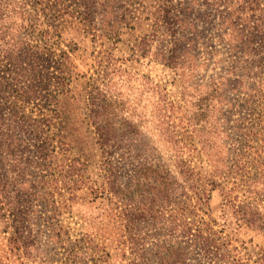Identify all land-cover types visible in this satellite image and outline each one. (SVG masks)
Masks as SVG:
<instances>
[{"label": "rangeland", "instance_id": "rangeland-1", "mask_svg": "<svg viewBox=\"0 0 264 264\" xmlns=\"http://www.w3.org/2000/svg\"><path fill=\"white\" fill-rule=\"evenodd\" d=\"M85 1L8 0L41 22L3 21L0 59L31 32L63 63L45 61L35 93L0 90L25 109L0 116V264H74L71 250L77 264H264V230L241 217L264 212V32L239 31L249 6L227 0L219 26L194 0L198 44L173 67L169 39H143L161 0H102L94 24Z\"/></svg>", "mask_w": 264, "mask_h": 264}, {"label": "trees", "instance_id": "trees-1", "mask_svg": "<svg viewBox=\"0 0 264 264\" xmlns=\"http://www.w3.org/2000/svg\"><path fill=\"white\" fill-rule=\"evenodd\" d=\"M101 1L102 0H93L89 2L88 0V4L85 1L84 4L80 5L84 6V10L82 11V13L90 15L89 18H91V21L89 22L91 24H94V19H92L93 15L91 14L100 12L102 9H105V5L101 4ZM243 1L247 6H249V10L251 12L247 17V22L239 23L241 26L239 28V31L243 33V35H245L246 31L250 30L253 31L248 32L246 35H252L255 32H264V24L260 25V23L257 22L260 19L257 11L260 10L259 4L261 3V0ZM131 2L132 6H135V3L144 5L143 3H145V0H135ZM193 2L194 0H182L181 2H178V0H161L156 20L153 23V30L150 34L146 35L143 38L145 41H149L150 37L152 36L153 38H155L156 36H163V38L169 39V42L172 43V48L171 50H168L167 53L164 51L162 52V59L165 60L166 64L172 65L173 67H177L181 64L185 52H188V50L197 47V38H199V31L193 26V24L188 23L189 16L196 10L195 4H197V8H202L205 5H210L212 7L215 6V15H217L216 22H219V26H223L224 22L227 21V0H204L202 2L198 0V3L195 1V4ZM221 5H223L224 8L221 9ZM118 6H120V4H118ZM41 10L45 11L46 8H42ZM136 10H138V8L135 6V9L131 10V13ZM17 14H25L28 15L29 19L31 20L41 22V19L38 17V12L34 6L33 8H30L27 4H22L17 7L9 3L8 0H0V32L3 31V21L9 18H14ZM33 23L34 22L30 23L32 27ZM36 24L34 26H36ZM37 29L38 28L36 27L33 32ZM29 34L31 35L22 36L24 41L22 42L16 55L7 53L3 57V59H0V90L3 88L5 82H7L8 85L10 82H16L19 86V90H21L20 96H22V94L23 96L27 95L30 92L35 93L36 91H32L33 89L31 88V81H34V79H36L37 73L43 72L44 67L47 68L45 62L47 61V59L48 61H50V66L52 62L55 63L54 67L56 70L61 68V64L63 63V61L55 58V50L42 49V47L38 43L34 42V39H37L36 37H34L35 34L32 35L31 32ZM40 35L43 36L41 38L46 39H50L53 36L50 28L43 29ZM194 35L196 37H194ZM52 43L56 44L57 42L53 41ZM59 48H61V46ZM68 52V50L61 48L60 56L67 58L69 56ZM4 60H7L6 70L3 69ZM57 78L59 79V77ZM57 82L59 83V81ZM28 101L29 100H27V102ZM4 105H9L13 110V115L16 114L17 117L20 116V113L25 110L24 105H18L17 101H12L11 99H9V96H6L5 98L0 94V116L2 115ZM3 188L4 187L2 185V181H0V206H3L2 204L5 202ZM13 210H15L13 211V215L14 221L16 222V235L14 238L15 242L16 244H21V246L28 249V247H30L32 244L26 243L23 240V237H26V231L24 230L25 228H23L24 225L21 221L22 219H24V217L23 215L19 214V210L17 211L16 208H14ZM241 217L245 221H247L251 227L264 230V212H259L258 210L250 211L249 209L248 211L246 210L245 212L241 213ZM52 237L55 238L54 235H52ZM78 256L80 255L77 251L71 250V252H69L68 258H71L74 264H77Z\"/></svg>", "mask_w": 264, "mask_h": 264}]
</instances>
